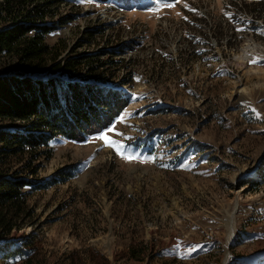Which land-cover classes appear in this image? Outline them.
Returning <instances> with one entry per match:
<instances>
[{
	"label": "rangeland",
	"instance_id": "rangeland-1",
	"mask_svg": "<svg viewBox=\"0 0 264 264\" xmlns=\"http://www.w3.org/2000/svg\"><path fill=\"white\" fill-rule=\"evenodd\" d=\"M67 1L47 40L58 61L111 56L98 83L129 106L98 136L52 142L11 239L24 256L0 264H264V0Z\"/></svg>",
	"mask_w": 264,
	"mask_h": 264
},
{
	"label": "trees",
	"instance_id": "trees-1",
	"mask_svg": "<svg viewBox=\"0 0 264 264\" xmlns=\"http://www.w3.org/2000/svg\"><path fill=\"white\" fill-rule=\"evenodd\" d=\"M105 1L130 10L165 0ZM63 8H69L67 0H0L2 261L24 256L26 242L11 239L32 218L28 202L38 183L36 164L52 153V142L83 143L87 137L98 136L129 106L128 95L98 83L115 76L117 64L111 56L87 63L58 61L59 50L47 40L56 31L52 22ZM16 161L23 163L19 170L13 168Z\"/></svg>",
	"mask_w": 264,
	"mask_h": 264
},
{
	"label": "snow or ice",
	"instance_id": "snow-or-ice-1",
	"mask_svg": "<svg viewBox=\"0 0 264 264\" xmlns=\"http://www.w3.org/2000/svg\"><path fill=\"white\" fill-rule=\"evenodd\" d=\"M168 6L171 7V6H173V4L170 2L168 4ZM109 131H114V129H110ZM99 138L100 139H103L106 143H109L107 133L101 135ZM110 143H111L112 146H116L117 145V142L114 141V140L111 141ZM121 147H123V146L121 145V146L117 147V151H119ZM126 158L131 161L132 159H135L136 157H134V156H127Z\"/></svg>",
	"mask_w": 264,
	"mask_h": 264
},
{
	"label": "bare ground",
	"instance_id": "bare-ground-1",
	"mask_svg": "<svg viewBox=\"0 0 264 264\" xmlns=\"http://www.w3.org/2000/svg\"><path fill=\"white\" fill-rule=\"evenodd\" d=\"M245 49L250 50V49H253V48H252V45H247ZM254 50H256V49H254ZM245 53H247V51L244 50L243 54H242L241 56H239V60H242V59H243L244 55H246ZM254 53H257V52L254 51V52H252V54H250V55H248V56H251V55H253ZM246 56H247V55H246Z\"/></svg>",
	"mask_w": 264,
	"mask_h": 264
}]
</instances>
